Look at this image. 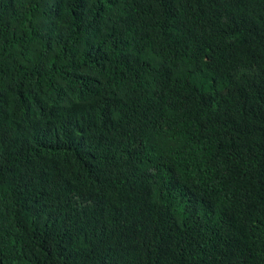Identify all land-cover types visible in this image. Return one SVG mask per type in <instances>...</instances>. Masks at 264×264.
Masks as SVG:
<instances>
[{
  "label": "trees",
  "instance_id": "trees-1",
  "mask_svg": "<svg viewBox=\"0 0 264 264\" xmlns=\"http://www.w3.org/2000/svg\"><path fill=\"white\" fill-rule=\"evenodd\" d=\"M0 264H264V0H0Z\"/></svg>",
  "mask_w": 264,
  "mask_h": 264
}]
</instances>
